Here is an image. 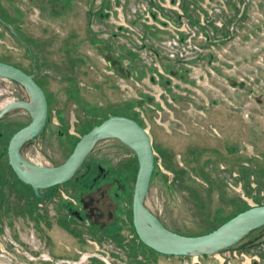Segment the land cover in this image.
<instances>
[{
	"label": "rangeland",
	"instance_id": "rangeland-1",
	"mask_svg": "<svg viewBox=\"0 0 264 264\" xmlns=\"http://www.w3.org/2000/svg\"><path fill=\"white\" fill-rule=\"evenodd\" d=\"M85 2L0 0V61L32 74L48 101L47 121L23 143V158L58 165L93 125L124 115L151 136L154 170L144 201L168 229L206 233L251 207L227 185L232 170L253 206L264 205V0H180L193 24L203 22L204 52L190 72L160 57L178 73L164 68L159 78L91 35ZM109 51L129 60L128 77L110 71ZM13 101L30 97L0 78V109ZM30 118L26 106L0 119V264H264V226L215 254L168 256L144 245L132 224L137 159L116 138L100 139L72 179L37 198L6 154L10 136Z\"/></svg>",
	"mask_w": 264,
	"mask_h": 264
},
{
	"label": "water",
	"instance_id": "water-1",
	"mask_svg": "<svg viewBox=\"0 0 264 264\" xmlns=\"http://www.w3.org/2000/svg\"><path fill=\"white\" fill-rule=\"evenodd\" d=\"M103 56L110 71L121 78L129 76L130 72L125 67L128 60L121 61L110 51L104 52ZM0 78L12 80L24 86L30 97L29 102L32 101L31 107L27 105L29 102L22 101L5 104L0 109V119L16 107L27 106L31 113L29 122L10 136L6 154L7 163L17 179L30 186L37 198H46L48 194L43 191L72 179L95 144L102 138L111 137L126 144L136 156L138 169L132 192V224L139 240L155 252L169 256L215 254L236 244L253 230L264 226V205H258L240 211L213 230L198 235L180 234L165 227L144 201L154 170L151 136L140 123L128 116L110 114L100 123L93 125L79 137L70 154L58 165L43 166L26 161L21 155V147L26 140L36 136L44 127L48 117L47 97L32 74L8 62L0 61ZM227 79L231 86L246 89L244 82L228 77ZM248 91L251 90L248 89ZM19 102L22 104L16 106L15 103ZM102 172L103 168L99 165L98 174L94 180ZM253 264L260 263L254 261Z\"/></svg>",
	"mask_w": 264,
	"mask_h": 264
},
{
	"label": "built area",
	"instance_id": "built-area-1",
	"mask_svg": "<svg viewBox=\"0 0 264 264\" xmlns=\"http://www.w3.org/2000/svg\"><path fill=\"white\" fill-rule=\"evenodd\" d=\"M111 6L103 9V19L110 25L92 18L90 29L100 38L108 40L115 38L117 44H124L128 50L136 54L143 63L145 69L152 72V75L159 78L163 73V65L160 57L176 64L177 67L190 72L195 67L194 62L198 61L204 50L200 45L201 40L206 36L201 32V23L193 24L180 8V0H110ZM127 3V8L124 5ZM101 4V0H94L95 12ZM177 10V15L165 14L163 10ZM145 25H155L169 33L155 44H150L144 33ZM123 79V78H121ZM154 77H152V80ZM247 166V162H243ZM225 171V167L221 165ZM250 187L256 189V182L253 175L249 178ZM227 185L238 193L250 206L256 205L251 197H248L243 188L240 174L236 170L226 173ZM263 197L264 194L260 193ZM40 206V204H39Z\"/></svg>",
	"mask_w": 264,
	"mask_h": 264
},
{
	"label": "crops",
	"instance_id": "crops-1",
	"mask_svg": "<svg viewBox=\"0 0 264 264\" xmlns=\"http://www.w3.org/2000/svg\"><path fill=\"white\" fill-rule=\"evenodd\" d=\"M130 1H132V0H128L127 3H129ZM86 2H85L86 4L84 5V7H85V10L87 11V15L89 16L88 17L89 18V23H90L92 18H96L98 21L105 23L106 27L109 29L110 25L107 23V20L103 19L104 16H103L102 12H103V9L109 8L111 6V1L110 0H101V4L98 7V10L96 12H95V8H94V0H86ZM127 3L124 5V9L127 8ZM163 13H165V14L172 13L173 14V12H171L170 10H165V9L163 10ZM90 32H91V35H94L96 38L100 39L101 41L104 40V39L100 38L97 34H95L91 29H90ZM144 33H145L146 39L152 45L157 43L162 38H164V37L169 35V33L167 31L162 30V29L156 27L155 25H145L144 26ZM108 40L110 42H113L115 48H117L118 51H120L119 53L137 57L136 54H134L133 52L128 50V48L124 44H117L116 41H115L116 40L115 38H111V39H108ZM108 40H105V41H108ZM96 46H97V48L99 50H101L103 48V46H100L99 44L96 45ZM115 58H117V57H115ZM117 59H119V58H117ZM119 60H121V59H119ZM137 60H138V57H137ZM121 61H123V60H121ZM128 65H129V60H128V64L125 65V67L129 70V66ZM162 65H163V67L166 70H169L172 74L174 72H175V74L178 73V71L174 69V65L173 64L164 65V63H163ZM185 77H186V75L182 76V78H185ZM146 100L148 101V97H147ZM60 110L61 109H59V112H60ZM64 112H65V110H64ZM261 235H262V241H263V245H264V231L261 233Z\"/></svg>",
	"mask_w": 264,
	"mask_h": 264
},
{
	"label": "bare ground",
	"instance_id": "bare-ground-1",
	"mask_svg": "<svg viewBox=\"0 0 264 264\" xmlns=\"http://www.w3.org/2000/svg\"><path fill=\"white\" fill-rule=\"evenodd\" d=\"M20 104H22V103H20V102H19V103H15L16 106H18V105H20ZM12 105H14V103H13ZM27 105H29V106L31 107V106H32V101L29 102ZM28 169H30V168H28ZM30 170H31V169H30Z\"/></svg>",
	"mask_w": 264,
	"mask_h": 264
},
{
	"label": "trees",
	"instance_id": "trees-1",
	"mask_svg": "<svg viewBox=\"0 0 264 264\" xmlns=\"http://www.w3.org/2000/svg\"><path fill=\"white\" fill-rule=\"evenodd\" d=\"M105 118H106V117H105ZM102 120H103V119H102ZM102 120H101V121H102ZM101 121H100V122H101ZM100 122H99V123H100ZM88 130H89V129H88ZM88 130H87V131H88ZM87 131H86V132H87ZM76 142H77V141H76ZM82 165H83V164H82ZM81 167H82V166H81ZM79 169H80V168H79ZM79 169H78V170H79ZM75 174H76V173H75ZM246 209H247V208H246ZM244 210H245V209H244ZM241 211H243V210H241ZM239 212H240V211H239ZM237 213H238V212H237ZM237 213H236V214H237ZM233 216H234V215H233ZM231 217H232V216H231ZM231 217H229V218H231ZM229 218H228V219H229ZM228 219H226V220H228ZM226 220H225V221H226ZM222 223H223V222H222ZM215 228H216V227H215ZM212 230H213V229H212ZM210 231H211V230H210ZM208 232H209V231H208Z\"/></svg>",
	"mask_w": 264,
	"mask_h": 264
},
{
	"label": "flooded vegetation",
	"instance_id": "flooded-vegetation-1",
	"mask_svg": "<svg viewBox=\"0 0 264 264\" xmlns=\"http://www.w3.org/2000/svg\"><path fill=\"white\" fill-rule=\"evenodd\" d=\"M90 168V166H88Z\"/></svg>",
	"mask_w": 264,
	"mask_h": 264
}]
</instances>
